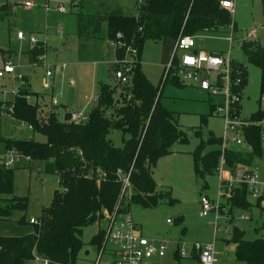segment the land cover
Instances as JSON below:
<instances>
[{"label": "trees", "instance_id": "trees-1", "mask_svg": "<svg viewBox=\"0 0 264 264\" xmlns=\"http://www.w3.org/2000/svg\"><path fill=\"white\" fill-rule=\"evenodd\" d=\"M77 5L81 42L108 39L114 43L120 32L122 46L115 47L117 58H122L129 46L137 50L132 80L126 85L118 82L116 88L103 84L88 120L80 123L70 121L69 113L63 120H59L55 112L41 119L38 102L30 101V93L25 90L7 104L12 106L13 112L8 107L2 110L6 115L30 124L32 131L45 136L46 140L10 139L0 135V153L15 148L32 157V167L36 160L41 161L47 173L59 175L64 190H55L51 204L42 209L39 223L29 221L34 225L33 232L21 236L0 235V264H29L36 257L48 260L49 264H77L84 247V228L102 220L105 210L113 213L118 209L122 214L129 212L132 204L152 208L165 200L175 201L170 190L158 189L153 171L159 158L172 153L176 143H187L188 136L180 127L175 111L162 104L161 86H155L143 72L142 52L146 41L151 39H178L181 34L196 36L233 22L231 12L221 7L220 0H137L138 14L126 13L109 2L90 8L85 0H78ZM12 8L8 3L2 5L0 14L10 16ZM242 50L247 60L261 69V95L264 97V46L243 42ZM0 52L4 54L6 50L0 49ZM29 53L30 61L36 62L40 55H45L46 48L40 43ZM234 64L242 70L241 95L247 72L242 65ZM120 86L121 90L117 91ZM211 110H215L214 105ZM202 120L205 122L206 118ZM263 120L264 111L259 109L243 128L244 138L252 147V161L262 155L261 125L258 123ZM113 129L122 132V147L109 138ZM208 143L222 145L223 140L211 133L208 141H201L194 150V169L198 178L205 179L219 172L222 157L235 176L252 171V164L248 168L247 159L240 157L238 149L223 151L217 148L204 153ZM18 168L0 164V221H11L16 210L27 211L29 207L26 196L15 194L14 179ZM127 177L130 194L128 188L124 191ZM233 191L234 196L223 203V207H230L232 218L234 208L251 210L255 205L260 206L264 197V194L259 196L256 204L251 202L246 184ZM244 235V230L234 227L229 240L238 243L239 259L250 264H264V240L245 241ZM103 236V230H99L91 243L99 248Z\"/></svg>", "mask_w": 264, "mask_h": 264}, {"label": "rangeland", "instance_id": "rangeland-1", "mask_svg": "<svg viewBox=\"0 0 264 264\" xmlns=\"http://www.w3.org/2000/svg\"><path fill=\"white\" fill-rule=\"evenodd\" d=\"M25 1L0 0V5L7 2L15 3L13 14L3 19L0 18V48L17 50L20 53V59H17V62L23 64L22 72L29 77L31 90L35 92L31 93L29 98L33 102L38 100V112L42 116L41 119L46 117L44 115L46 110L50 111L49 105L58 109L60 114L54 110L52 112L56 113L59 120H63L67 112L88 111L93 104L94 95L100 92L102 83L110 81V77L106 62H100L96 70L97 68L92 64L88 63L90 65L86 66L85 62L80 61L79 55H85V49L81 50V54L78 51L76 13L79 7L72 3V0H32L36 3L35 6L25 9L23 5ZM109 1L112 0H85V4L91 8L101 2L106 4ZM121 1L123 6L129 9L134 8L135 0ZM59 4L69 7V11L60 13L57 7ZM112 6L116 7V2H113ZM233 21L235 29L231 45L228 40L231 28L228 26L216 31L201 32L195 36V41L198 50L215 54L222 53V51L229 52L233 61L243 63L247 67V78L242 88L238 115L239 120H243L244 123L249 122L251 115L259 109L264 111V97L261 95V69L257 64L246 59L241 47L243 41H257L264 46V0H236ZM18 32L34 36L38 41L36 45L41 43L46 47L45 56L48 65L38 62L37 65L27 67L26 52L35 43L19 40ZM252 32H255L254 36H249ZM155 46L151 41L147 42L142 70L155 85L161 86V91L163 88L162 104L175 111L180 127L188 136V142L176 143L172 148L173 152L159 158L154 168L155 179L160 184V190H170L175 201L169 203L165 200L153 208L132 204L130 214L134 223L141 229L138 231L142 236L168 241L169 249L166 257L154 255L146 259L144 264H198L187 258L177 259L173 255V250L178 241L207 243L214 239L215 214L212 211L207 216H201L200 200L202 195H207L212 200L217 199L220 176L217 172L208 175L205 179L198 178L194 169L193 152L201 141H208L211 133L217 138L224 139L225 119L216 111L211 110L210 96L196 89L195 83L162 86L164 73L162 59L172 55L175 42L165 40L160 42L157 48H154ZM10 55L15 54L11 52ZM2 66L3 56L0 52V67ZM57 66L61 69L58 70ZM47 70L52 71L51 77H46ZM211 78H216V74L213 73ZM16 79L15 85L18 87L21 80ZM44 82H48L50 86L46 88ZM13 83V76L8 74L1 81L0 89H3L5 93L11 92L14 90ZM36 92L46 94L49 105L45 103L44 96L41 94L38 98ZM211 97L214 103L218 102L217 97L212 95ZM53 98H57L58 105L53 104ZM44 104L45 107H43ZM110 113L111 111L108 115ZM86 114L89 115V113ZM203 118H206L205 122ZM0 131L6 134H1L4 138L46 140V137L41 134L21 128L20 123L14 119L3 122ZM109 138L116 146H123V134L120 130L113 129ZM236 138H241L242 144H237ZM233 143L240 148L238 150L240 157L247 159L248 168L252 164V169H255L260 180L264 181V149L262 155L254 157L252 161L250 160L251 148L246 150L249 145L243 135L236 130L229 131L226 147ZM217 148L222 149L219 144L208 143L204 153ZM14 184L15 194L26 196L29 207L27 211L16 210L11 221H0V235L4 236H21L33 232L34 225L29 220L40 217L42 209L51 204L55 190H64L58 174L47 173L44 166L37 169L30 164H24L16 169ZM201 192H203L202 195H200ZM262 192L264 194V186ZM128 193L130 194V190ZM250 201L256 204L254 198L251 197ZM244 214L250 219L241 218ZM220 216L218 223L222 231L217 233L218 248L223 245L224 240L232 239L234 227L245 231V241L264 240V197L260 206L255 205L251 210L234 208L233 218L230 214V207H226V212ZM168 219L172 223H168ZM102 225L103 219L84 228L82 235L84 247L79 254L77 264H94L96 261L99 249L97 245L91 243V239L101 230ZM103 259V261L108 259L106 254ZM29 264L41 263L32 261Z\"/></svg>", "mask_w": 264, "mask_h": 264}, {"label": "built area", "instance_id": "built-area-1", "mask_svg": "<svg viewBox=\"0 0 264 264\" xmlns=\"http://www.w3.org/2000/svg\"><path fill=\"white\" fill-rule=\"evenodd\" d=\"M220 4L232 13L235 11L234 0H220ZM33 5L34 2L31 0L24 3L26 8H30ZM58 10L64 12L66 8L64 5H59ZM18 38L21 40L29 38V41L35 44L38 42L34 36L27 37L23 32H18ZM121 38L122 34L119 32L113 43L114 47L122 46ZM195 47L194 35L181 34L177 39L176 48L183 55L177 59V62L173 61L167 66L164 77L166 78L169 75L177 76L180 81L185 83L198 81L202 90L217 97L218 102L214 103V111L225 119V137L223 139V151H225L229 131L236 130L238 132L242 126L248 124V122L243 123V120L240 121L238 117V104H240L241 97L239 86L243 83L242 70L235 67L227 55L207 53L202 50L197 51ZM136 61L137 50L131 46L126 48V53L122 58L116 59L115 64L118 65V68L115 69L114 73L120 84L126 85L130 83ZM37 62L48 65L45 55H40ZM16 69L17 64L14 60H7L0 70V83L2 78L8 73L13 74L14 79H22V75L17 74ZM213 73L216 74L214 79L211 78ZM46 74L50 76L52 71L47 70ZM44 86L48 88L50 85L45 82ZM4 94V90L0 89V102L3 103L0 105L1 111L6 109L3 102L5 99ZM96 99L98 100V97ZM54 104H57L56 99ZM7 107L10 112H13L11 105H7ZM2 115H6L4 111H2ZM70 115V121L82 122L88 120V115L83 111H73ZM258 124L261 125V143L264 149V120ZM22 125L25 126L26 123L23 122ZM29 127L32 129L30 124ZM235 142L240 145L242 144V139L236 138ZM20 162L30 164L33 159L15 148H10L0 153V164L7 168L18 166ZM221 163L219 168L220 188L217 199L213 201L207 195H202L200 200L202 205L201 216H207L211 211L215 214L213 223L215 227L214 239L207 243L178 241L175 252L180 259L197 258L200 264H221L216 242L217 233L220 230L218 221L222 211L226 212V207H223V203L234 196V188L244 184L249 188V197L258 198L262 195L264 181L260 180L255 171L244 172L235 176L226 168L224 157H222ZM129 186L130 182L127 177L124 191L128 188V192L130 190ZM242 218L247 219L248 216L242 215ZM30 222L33 224L39 223L38 219L35 218H31ZM102 226L101 230L104 232L103 241L98 248L99 253L94 264H144L146 259L154 255L165 256L169 249L168 241L142 236L133 221L130 211L120 214L118 209L114 210L113 213L105 210ZM105 254L108 259L103 261ZM34 261H39L41 264H49L48 260L40 257H36ZM225 264L250 263L235 261Z\"/></svg>", "mask_w": 264, "mask_h": 264}, {"label": "crops", "instance_id": "crops-1", "mask_svg": "<svg viewBox=\"0 0 264 264\" xmlns=\"http://www.w3.org/2000/svg\"><path fill=\"white\" fill-rule=\"evenodd\" d=\"M26 1H29V0H26ZM25 1V2H26ZM32 1V0H31ZM24 2V3H25ZM34 2V1H33ZM77 2H78V0H75V2H73V0H72V3H74L77 7H79V5H77ZM113 2H116V6H119V7H121V8H123V10L126 12V13H132V14H138V9H137V5H136V3H137V0H135V4H134V8H132V9H129V8H127L126 6H123V4H122V1L121 0H112V1H109V3L112 5V3ZM234 2H235V7H236V0H234ZM8 4H10L11 6H13V8H12V10L14 9V4L15 3H10V2H7ZM24 3H23V5H24ZM59 3H61V2H59ZM4 4H6V3H3L2 5H4ZM35 2H34V5L32 6V7H30V8H26L25 6H24V8L25 9H31V8H33L34 6H35ZM2 5H0V7L2 6ZM59 5H64V4H59ZM58 5V6H59ZM72 5V4H71ZM57 6V7H58ZM65 6V8H66V11H60V10H58L60 13H67L69 10V7H67L66 5H64ZM222 7V6H221ZM115 8V7H114ZM228 10V9H227ZM14 11V10H13ZM230 11V10H229ZM231 12V11H230ZM235 12V11H234ZM234 12L232 13L231 12V14H232V17H233V14H234ZM1 16H4V17H1ZM6 17H9V16H7V15H5L4 13H1L0 14V18H6ZM76 18H77V13H76ZM228 27H230L231 28V34H230V36L228 37V40H229V42H230V45H231V43H232V41H233V34H234V29H235V26H234V21L232 22V24L231 25H229ZM222 28H224V27H222ZM221 28V29H222ZM204 32H207V31H204ZM254 34H255V32H252V33H249V36H254ZM25 35H27V34H25ZM30 35H27V37H29ZM77 37H78V39H79V36H78V19H77ZM17 38H18V34H17ZM19 39V38H18ZM19 40H21V39H19ZM25 40H27L29 43H31L30 41H29V38H27V39H25ZM165 40H173L174 42H175V49H174V52L172 53V55H169V56H165L163 59H162V66H163V69H164V73H163V75H162V82H161V84H162V86L164 87V85H167V84H165L164 82L166 81V80H168V81H170L168 84H176V85H187L188 83H190V84H192V83H195V85H194V87L196 88V89H198L200 92H202V93H207L208 94V96H210V103H211V105H214V102H213V98L211 97V95L207 92V91H204V90H202L201 89V87H200V84H199V82L198 81H196V82H187V83H185V82H182V81H180L179 80V78L177 77V76H173V75H169V76H167L166 78L164 77L165 76V71H166V68H167V66L171 63V62H173L174 60H176V62H177V59L179 58V57H181L182 55H183V53L181 52V51H179L177 48H176V45H177V39H175V38H165V39H162V40H148V41H146V43H145V46H144V49H143V52H142V59H141V65L143 64V59H144V55H145V52H146V46H147V42H149V41H151V43L153 44V45H156L154 48H157L158 46H159V43L160 42H163V41H165ZM21 41H23V40H21ZM243 42H253V41H243ZM243 42L241 43V47H242V44H243ZM255 42H257V41H255ZM38 43V42H37ZM36 43V44H37ZM258 43V42H257ZM260 43V42H259ZM35 44V45H36ZM260 45H261V43H260ZM34 46V45H33ZM263 46V45H262ZM78 47H79V49H78V51H80V54H81V50H83V49H85V55H79L80 56V61L81 62H85V65L86 66H89L90 64H92V66H94L95 68H97V66H99V63L100 62H106L107 63V66H108V76L110 77V81L109 82H105V83H102V85L103 84H108V85H110L112 88H116V86H117V84H118V80H117V78H116V76H115V73H114V71H115V69H116V64H115V61H116V59H119V58H117V56H116V50H115V47H114V45H113V43H111L108 39H90V40H87V41H85V42H81L80 41V39H79V42H78ZM84 47V48H83ZM32 48V47H31ZM30 48V49H31ZM46 48V47H45ZM0 49H3V48H0ZM30 49L26 52L27 53V58H28V60H27V67H29V66H31V65H37L38 64V62L36 61V62H32V61H30V53H29V51H30ZM195 49L197 50V51H201V49L200 50H198L196 47H195ZM3 50H6V53H4V54H2V56H3V64L7 61V60H9V59H12V60H14V62L17 64V69H16V73L17 74H21L22 75V79H20L21 80V83L18 85V87H16V85H15V81L17 80V79H14V90H12L11 92L10 91H7L5 94H4V97H5V99L3 100V102H4V105H5V107L7 108V104H9V103H12L14 100H15V98H16V96L18 95V93L21 91V90H28V91H30L29 93V95H28V98L30 97V95H31V93H35V92H33L32 90H31V86H30V80H29V77H28V75H26V74H24L22 71V68H23V64H21L20 62L18 63L17 62V59H20V53L17 51V50H12V49H3ZM11 52H13L15 55L14 56H12V55H10L11 54ZM46 52H47V50H46ZM226 51H222V53H216V54H222V55H227V56H229L230 57V59H231V56H230V53L228 52V53H225ZM213 54H215V53H213ZM10 55V56H9ZM247 59V58H246ZM231 62L233 63V65L235 66V64L234 63H237V64H240V65H242L245 69H246V72H247V67L243 64V63H239V62H236V61H233L232 59H231ZM88 63H90V64H88ZM63 66H65V65H63ZM1 68V67H0ZM57 69L58 70H60L61 69V67L60 66H57ZM1 70V69H0ZM96 70H98V68L96 69ZM21 72V73H20ZM47 72V71H46ZM144 72V71H143ZM145 73V72H144ZM8 74H10V73H8ZM8 74H6V75H8ZM53 74V73H52ZM146 74V73H145ZM6 75L2 78V80L6 77ZM12 76H13V74H11ZM147 75V74H146ZM52 75H50V76H47V74H46V77H51ZM247 76V75H246ZM147 77H148V75H147ZM13 78H14V76H13ZM149 78V77H148ZM150 79V78H149ZM176 79H178V81H176ZM1 80V81H2ZM131 80H132V78H131ZM151 80V79H150ZM131 82V81H130ZM151 82H152V80H151ZM45 83V82H44ZM153 83V82H152ZM154 84V83H153ZM101 85V86H102ZM155 85V84H154ZM155 86H157V85H155ZM2 88H3V86H2ZM101 88V87H100ZM120 89H121V86L119 87ZM119 88L117 87V91H120L119 90ZM36 93H38V92H36ZM100 93V92H99ZM99 93L98 94H96V95H94V97H93V99H92V102H93V104H92V106L90 107V109L88 110V111H86L85 113H90V111L92 110V108L97 104V99H96V97H98V99H99ZM162 93H163V88H162ZM43 95L44 96V99H45V103L47 104V105H49V102H48V100H47V95L46 94H43V93H38V98H39V96L40 95ZM116 96H117V94H116ZM36 98H37V96H35ZM57 100V98H53V104H54V100ZM29 100H30V98H29ZM31 101V100H30ZM38 100L36 99V101H34V102H37ZM33 102V101H32ZM55 106L56 105H58V100H57V104H54ZM50 107H51V109H50V111H48V110H46L45 111V113H44V115L45 116H48L53 110L55 111V112H58L59 113V111H58V109H56V108H54V106H51V105H49ZM43 107H45V104L43 105ZM239 111V110H238ZM73 112V111H72ZM72 112H67V113H69V114H71ZM48 114V115H47ZM60 114V113H59ZM66 114V113H65ZM65 114H64V116H65ZM60 116V115H59ZM5 117H8V118H5ZM0 119H3V120H1L0 121V130H1V124L3 123V122H8L9 120H11V119H14V120H16V121H18L19 123H20V127L21 128H27V129H30V127H29V124H27L26 123V125L25 126H23L22 124H21V122L22 121H19V120H17L16 118H14V117H12V116H10V115H0ZM23 123V122H22ZM249 123V122H248ZM180 124V123H179ZM243 128H244V126H242V128L238 131L241 135H243ZM30 130H32V129H30ZM1 134H4L2 131H0V135ZM4 135H6V134H4ZM237 137H239V136H237ZM243 137H244V135H243ZM19 138V137H18ZM223 140V139H222ZM232 143V142H231ZM227 144V143H226ZM226 146V145H225ZM220 147H222V150H223V143H222V145H220ZM226 149H240L239 147H236L235 145H234V143L233 144H230L228 147H225ZM250 148H251V151H252V147L249 145V148H246V150H250ZM225 149V150H226ZM24 164H26V163H23V162H20V163H18V166L20 167V166H22V165H24ZM222 164V163H221ZM220 164V165H221ZM43 165L41 164V166L40 167H35V168H41ZM226 166V165H225ZM226 168L227 169H229L230 171H231V169L229 168V167H227L226 166ZM251 169H252V167H251ZM252 171H255V169H252ZM232 172V171H231ZM153 176H154V178H155V175H154V171H153ZM156 180V179H155ZM156 182H157V180H156ZM157 184H158V182H157ZM160 184H158V189H160V186H159ZM202 193L203 192H201L200 193V195H202ZM262 194H263V192H262ZM249 198H251V197H249ZM257 198H254V200H256ZM212 200V199H211ZM213 201H215V200H213ZM201 203V202H200ZM142 206V205H141ZM145 208H147V207H145ZM153 208V207H152ZM131 211V210H130ZM212 212V211H211ZM225 213V212H224ZM245 215V214H244ZM246 216H248V215H246ZM234 217V216H233ZM241 218H242V216H241ZM230 220H231V218H229ZM243 219H246V218H243ZM247 219H250V217L248 216V218ZM30 221V220H29ZM167 222L168 223H172V221H169V219L167 220ZM137 229L138 230H141V229H139V226L137 225ZM221 231H222V229H220ZM219 230V231H220ZM218 231V232H219ZM215 234V233H214ZM237 249H238V243H236V242H233V241H229L228 239L227 240H224L223 241V245L222 246H220V248H218V250H219V259H220V263L221 264H225V263H228V262H235V261H237V262H244V261H241L240 259H239V257H238V254H237ZM167 254V253H166ZM173 255H174V257H176L177 258V254H176V252H175V248H174V250H173ZM177 255V256H176ZM158 256V255H157ZM160 257V256H159ZM163 257H166V255L165 256H163ZM178 259V258H177ZM187 259H189V260H192V261H196V262H198V260H197V258H187ZM34 261V260H33ZM198 264H200L199 262H198Z\"/></svg>", "mask_w": 264, "mask_h": 264}, {"label": "water", "instance_id": "water-1", "mask_svg": "<svg viewBox=\"0 0 264 264\" xmlns=\"http://www.w3.org/2000/svg\"><path fill=\"white\" fill-rule=\"evenodd\" d=\"M47 115H48V114H47ZM77 123H80V122L77 121ZM34 166H35V167H40V166H41V161L36 160V161L34 162Z\"/></svg>", "mask_w": 264, "mask_h": 264}]
</instances>
